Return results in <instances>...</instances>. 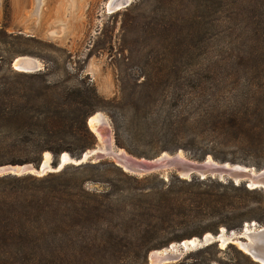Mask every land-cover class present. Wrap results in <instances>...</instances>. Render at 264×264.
<instances>
[{"label": "rangeland", "instance_id": "374dc122", "mask_svg": "<svg viewBox=\"0 0 264 264\" xmlns=\"http://www.w3.org/2000/svg\"><path fill=\"white\" fill-rule=\"evenodd\" d=\"M110 2L0 0V29L11 36L7 41L12 49V70L18 72L13 67L17 59L32 58L41 67L30 74L43 76L23 78L3 72L0 80L22 84L28 90L55 87L52 99L57 105H83V99L96 104L97 94L104 101L99 105H106L108 111L97 114H104L110 124L101 131L116 151L127 152L116 144L112 120L121 127L120 135L134 153L152 155L155 149L143 145L139 135L154 131V124H179L186 119L183 143L191 151H209L208 158L216 155L229 164L255 168L264 153L232 143L239 135L226 129L215 132L210 121L211 115H224L227 110L244 112L259 107L261 116L252 121L264 129V0H133L114 13L109 11ZM155 106L161 116L157 110L152 112ZM258 135L264 137L263 132ZM32 138L25 132L0 137V167L39 165L47 152L38 153L37 145L28 143ZM99 163L85 174L94 181L86 188L106 196L114 211L102 229L94 227L84 238L87 242L94 239L100 248L87 249L81 239L71 250L76 256L65 260L67 250L40 251L36 258L32 256L35 264H150L152 253L170 250L172 245L183 253L181 260L197 250L185 252L183 242H174L162 251L150 250L191 228L181 227L141 242L137 177L111 159L88 162ZM250 199L256 203L259 196ZM251 208L259 207L252 204ZM249 228L254 230V226ZM107 236L120 243L115 246ZM0 257L8 256L0 253ZM223 257L237 258L233 252ZM196 259L190 258L188 264Z\"/></svg>", "mask_w": 264, "mask_h": 264}, {"label": "trees", "instance_id": "16d2710c", "mask_svg": "<svg viewBox=\"0 0 264 264\" xmlns=\"http://www.w3.org/2000/svg\"><path fill=\"white\" fill-rule=\"evenodd\" d=\"M9 37L7 30L1 28L0 75L7 72L18 77L41 79V75L12 70ZM54 91L56 88L48 85L28 90L22 84L15 86L0 80V137L25 132L33 135L28 143L37 145L38 153L50 152L56 161L64 153L79 158L98 142V137L89 127V119L99 111L108 112L107 106L99 105L104 101L97 94L94 98L96 104H92L91 99H83V105H57L52 99ZM79 96L84 97L83 94ZM157 112L161 116L162 112ZM260 113L259 107L253 110L245 108L244 112L227 110L224 115H211L210 125L215 132L226 129L239 135L232 143L250 151L258 150L255 153H264V137L258 135L264 133V129L252 121L260 117ZM112 124L117 146L139 158L154 159L163 153L180 151L197 162H203L210 156L209 151H191L183 143L184 132L188 128L186 119L179 124H154V131L139 135L143 145L148 144L155 149L152 155L134 153L124 143L118 123L112 120ZM213 158L220 163H228L216 155ZM261 158V162L254 165L257 170L264 169V154ZM100 165L67 166L60 173L40 178L31 175L0 178V253L8 256L0 257V264H35L40 251L67 250L63 255L67 260L76 256L71 250L77 248L81 239L85 248L99 249L94 239L87 242L84 237L94 227L102 229L108 214L114 211L106 203V196L91 193L86 188L88 182L94 181L85 174ZM137 185V217L140 219L137 230L141 242L181 227L191 228L186 234L175 236L150 250L162 251L174 242L182 243L195 237L202 239L210 233L217 236L223 230L241 233L246 224L264 226V193L245 185L197 177L183 180L172 174L169 177H137ZM251 195H258L259 200L256 203L251 201ZM252 204L259 208H251ZM107 238L115 246L120 243L114 236ZM228 252H233L237 258L225 260L223 256ZM18 255L21 256L17 258ZM192 257H197L192 264H259L234 245L224 250L217 244L197 249L178 264H188Z\"/></svg>", "mask_w": 264, "mask_h": 264}, {"label": "water", "instance_id": "95a60500", "mask_svg": "<svg viewBox=\"0 0 264 264\" xmlns=\"http://www.w3.org/2000/svg\"><path fill=\"white\" fill-rule=\"evenodd\" d=\"M129 5L130 3H126L125 6L128 7ZM13 67L16 71L24 73L40 71V68L33 69L24 62L20 63L18 67L15 66L14 62ZM90 119L88 124L90 123ZM107 120L103 122V124L109 126V121ZM126 153H121V150L115 151L113 148L108 152H104L101 149L100 142H98L95 148L84 153L79 158H73L69 154L64 153L57 161L52 156L50 163L46 164V157L44 155L39 165L26 164L22 166L0 167V178L7 176L24 177L30 175L44 177L49 174L60 173L67 166H81L87 164L89 161L100 162L104 159H111L115 162L116 166L121 168L125 173L136 177L143 178L153 175H166L167 177L169 174L175 173L183 180H191L194 177H199L202 180L209 178L219 179L220 181L233 182L235 185H245L247 188L260 190L264 193V169L257 170L238 164L219 163L211 157L203 162H197L187 158L183 151L176 154L163 153L154 159L136 158ZM255 230L257 231L248 232L245 229L242 234L221 231L217 236L206 235L202 239H198L194 246L190 245L189 242H183L181 247L187 252L192 249H201L212 244H219L222 248L223 246L226 247L229 244H234L256 263L264 264V226L259 229L256 228ZM169 249L173 252L166 253L163 257L156 256L155 264L177 263L183 258V253L177 251L178 246L172 245ZM149 260H151V255Z\"/></svg>", "mask_w": 264, "mask_h": 264}, {"label": "bare ground", "instance_id": "6f19581e", "mask_svg": "<svg viewBox=\"0 0 264 264\" xmlns=\"http://www.w3.org/2000/svg\"><path fill=\"white\" fill-rule=\"evenodd\" d=\"M133 0H111V2L108 4V7H109V11H111L112 13L114 12H118V11H121V9L125 8L126 6V3H132ZM26 63L27 65H29V67L31 68H35V69H38L41 67V64L39 63V61L35 60V59H32V58H26V57H21L19 59H17L15 61V66L18 67L20 65V63ZM31 73V72H29ZM107 119H106V116L102 113H98L96 114L95 116H93L91 119H90V123H89V126L90 128L92 129V131L96 134V136L98 137V140L100 142V145H101V149L104 151V152H108L109 150H111V148H113L112 144H109V139L107 137H105V135H103V132L101 131V129L103 127H106L107 125L103 124V122H105ZM108 121V120H107ZM110 125V124H109ZM111 137V136H110ZM114 150V149H113ZM116 151V150H115ZM121 153H126L125 151H121ZM127 154V153H126ZM46 157V164H49L51 159H52V155L50 153H47L45 155ZM253 189V188H251ZM252 226H254V230L253 231H257L255 230L256 229V225L253 224ZM256 226V227H255ZM250 225H247L246 227V230L248 232H253L250 228ZM226 231V230H225ZM236 234V233H235ZM207 236H212V234H208ZM197 240L198 239H194V240H190V241H186L185 243L189 242L190 245H196L197 243ZM174 246V245H173ZM177 246V245H176ZM182 246V245H181ZM225 247V246H224ZM170 251V252H169ZM173 251L172 250H166V251H163V252H154L151 254V264H155V258L156 256H160V257H163L166 255V253H172Z\"/></svg>", "mask_w": 264, "mask_h": 264}]
</instances>
